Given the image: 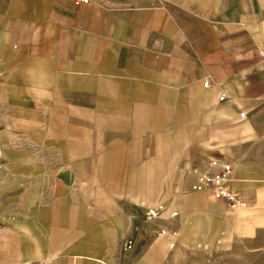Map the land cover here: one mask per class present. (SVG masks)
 Wrapping results in <instances>:
<instances>
[{
    "label": "crops",
    "instance_id": "crops-1",
    "mask_svg": "<svg viewBox=\"0 0 264 264\" xmlns=\"http://www.w3.org/2000/svg\"><path fill=\"white\" fill-rule=\"evenodd\" d=\"M0 264H264V0H0Z\"/></svg>",
    "mask_w": 264,
    "mask_h": 264
},
{
    "label": "built area",
    "instance_id": "built-area-1",
    "mask_svg": "<svg viewBox=\"0 0 264 264\" xmlns=\"http://www.w3.org/2000/svg\"><path fill=\"white\" fill-rule=\"evenodd\" d=\"M79 4L89 3L90 0H76ZM209 86V83H205ZM226 95L221 96L224 100ZM244 117V115H242ZM233 167L230 163L221 160H212L210 169L197 173V179L192 185V190L196 192L208 193L213 198L224 200L231 209L247 208L248 202L233 190L230 186Z\"/></svg>",
    "mask_w": 264,
    "mask_h": 264
},
{
    "label": "rangeland",
    "instance_id": "rangeland-1",
    "mask_svg": "<svg viewBox=\"0 0 264 264\" xmlns=\"http://www.w3.org/2000/svg\"><path fill=\"white\" fill-rule=\"evenodd\" d=\"M240 209V208H239ZM258 253H262V251L261 252H258Z\"/></svg>",
    "mask_w": 264,
    "mask_h": 264
}]
</instances>
